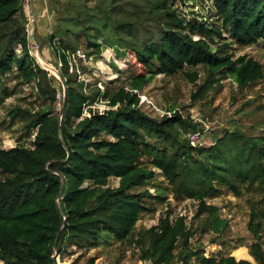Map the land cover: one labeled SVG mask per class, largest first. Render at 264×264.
Masks as SVG:
<instances>
[{
	"label": "trees",
	"instance_id": "1",
	"mask_svg": "<svg viewBox=\"0 0 264 264\" xmlns=\"http://www.w3.org/2000/svg\"><path fill=\"white\" fill-rule=\"evenodd\" d=\"M172 1L152 0L146 6L152 23L142 40L135 35L139 17L113 19L116 4L99 16L87 9L57 18L50 10L58 24L49 42L65 78V102L59 118L55 87L46 90L38 83L49 101L30 113L24 125L34 132L31 147H0L5 174L0 179V264H55L68 240L96 246L111 237L128 238L147 209L151 194L146 185L156 174L173 196L196 199V215L206 214L216 233L226 221L217 215L216 205L205 203L206 197L222 188L237 195L241 185L264 192V135L225 131L208 145H192L187 133L197 130L198 123L172 108L152 116L140 101L148 76L181 72L195 82L198 73L188 67L198 65L206 72L198 85L202 93L218 78L230 77L239 88L261 78V64L246 55L233 57L227 43L215 39L240 46L264 42V0H213L214 23L185 19ZM27 22L20 0H0V78L12 68L26 80L47 74L29 54ZM107 47L119 57L129 52L138 67L127 85L101 95L87 91L76 75H67L72 53L97 59ZM94 96L105 98L107 108L85 109ZM22 112L14 108L9 114ZM110 178L117 179L116 186ZM252 215L258 221L248 223L254 237L250 251L256 264H264V211ZM192 232L183 215L168 211L139 232L138 257L149 264H254L233 255L205 256L191 244Z\"/></svg>",
	"mask_w": 264,
	"mask_h": 264
},
{
	"label": "rangeland",
	"instance_id": "2",
	"mask_svg": "<svg viewBox=\"0 0 264 264\" xmlns=\"http://www.w3.org/2000/svg\"><path fill=\"white\" fill-rule=\"evenodd\" d=\"M151 1L47 0L45 4L49 11L48 13L46 11L47 17L43 15L44 34L39 33L32 24H28L27 27L30 30L33 28L31 30L33 39L41 54L60 69L59 61L49 42V35L54 32L57 22L52 21L51 9L56 12L57 18L58 15L69 17L88 10L99 16L116 4L110 12L113 19L131 21L139 17L135 22L137 23L135 35L142 40L145 29L152 23L147 19L146 11V6ZM172 3L187 20L201 18L214 23L217 19L213 0H173ZM35 5L33 4L34 9H42ZM81 37L83 39V35ZM215 41L220 44L226 42L227 51L232 53L233 57L246 55L256 60L262 66V77L242 88H239L230 77L218 78L202 93L198 85L206 79V72L201 65L188 67L189 71L195 70L198 73L199 78L195 82L187 80L181 72L170 76L153 74L148 76V83L140 91L143 110L152 116H160L169 108L179 111L184 117L198 123L197 130H202L198 144L208 145L213 142L214 136L225 131H239L247 136L264 135V42L240 46L229 39ZM136 71L138 67L132 62L129 52H126L125 57H119L107 47L97 59L91 57L86 59L81 51L72 53L67 75L72 77L76 75L87 91L95 93L99 90L101 95H106L119 86L127 85L129 77ZM38 83L46 90L48 87H55L54 113L59 115L61 107L59 82L51 75L26 80L12 68L0 78V147L9 148L15 144L31 147L34 132L28 131L24 125L28 122L30 113L45 107L49 101L40 93ZM88 107L102 111L107 108V102L101 96H94L91 104L85 106V109ZM14 108H20L24 112L11 117L9 113ZM4 177L5 174L0 171V179ZM109 184L116 186L117 179L110 178ZM146 188L151 194L146 199L147 209L141 213L128 238L118 240L111 237L106 241L101 240L96 246L77 245L68 240L64 244V250L55 255V264H87L90 258H93V264H149L138 257L139 250L135 240L140 231L156 224L158 218L168 211L173 215L185 217L187 226L193 231L191 244L199 247L205 256L233 255L236 259L243 258L257 263L250 251L254 237L248 223L253 219L258 221L252 213L259 216L261 211H264L263 191L241 185L237 195L222 188L217 195L206 197L205 203L216 205L217 215L226 221L221 232L216 233L212 230L211 221L206 218V214L196 215L198 201L194 198L173 196L170 185L160 174H156ZM133 190L139 191L142 188ZM260 234L264 251V230Z\"/></svg>",
	"mask_w": 264,
	"mask_h": 264
},
{
	"label": "water",
	"instance_id": "3",
	"mask_svg": "<svg viewBox=\"0 0 264 264\" xmlns=\"http://www.w3.org/2000/svg\"><path fill=\"white\" fill-rule=\"evenodd\" d=\"M31 24H32V26L34 28V21L33 20L31 21ZM31 30L28 31V41H29V44H30L29 54L35 60V62L37 63V65L40 67V69H42L47 74H49L52 77H54L59 82V85H60L61 90H62L63 98H62V101H61V107H60L59 115H58L59 118H60L61 115H62V110H63V106H64V102H65V94H66L65 78L62 76L60 69H58L55 66H53L41 54V52L39 51V48H38L37 44L35 43V41L33 39V33H32Z\"/></svg>",
	"mask_w": 264,
	"mask_h": 264
},
{
	"label": "built area",
	"instance_id": "4",
	"mask_svg": "<svg viewBox=\"0 0 264 264\" xmlns=\"http://www.w3.org/2000/svg\"><path fill=\"white\" fill-rule=\"evenodd\" d=\"M46 1L47 0H20L21 5L24 8V11L26 12L27 21H28L27 25L31 24L32 20L35 21V19H36V13H35L36 10L32 11V8H33V4H36L37 2H39V4H40L39 6H40V8H42V9H39L41 14L42 15L45 14L47 17L46 11L48 13L49 10L46 9V4H45ZM47 23H49V19H48ZM27 30L29 31L30 28L28 29V27H27ZM59 65H60V62H59ZM200 131H202V130H194V131H190L187 133V137H188V139L192 145L198 144V138H199L200 133H201Z\"/></svg>",
	"mask_w": 264,
	"mask_h": 264
},
{
	"label": "crops",
	"instance_id": "5",
	"mask_svg": "<svg viewBox=\"0 0 264 264\" xmlns=\"http://www.w3.org/2000/svg\"><path fill=\"white\" fill-rule=\"evenodd\" d=\"M39 5H40L39 2H37L35 6L39 7ZM34 10H36V9L32 8V11H34ZM35 13H36V19L34 22H36V24H37L36 30L43 35L44 34L43 30H44V25H45V18L39 10H36ZM34 26H35V23H34Z\"/></svg>",
	"mask_w": 264,
	"mask_h": 264
}]
</instances>
